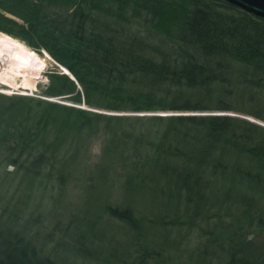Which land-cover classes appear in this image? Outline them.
<instances>
[{
  "label": "trees",
  "instance_id": "obj_1",
  "mask_svg": "<svg viewBox=\"0 0 264 264\" xmlns=\"http://www.w3.org/2000/svg\"><path fill=\"white\" fill-rule=\"evenodd\" d=\"M0 32L57 66L44 98L0 93V264H60L26 227L40 188L115 177L128 196L101 211L131 238L96 264H264V125L240 116L264 122V17L232 0H0ZM98 132L94 171L79 163Z\"/></svg>",
  "mask_w": 264,
  "mask_h": 264
},
{
  "label": "rangeland",
  "instance_id": "obj_2",
  "mask_svg": "<svg viewBox=\"0 0 264 264\" xmlns=\"http://www.w3.org/2000/svg\"><path fill=\"white\" fill-rule=\"evenodd\" d=\"M0 39L3 43L8 42L12 45L20 43L27 49L33 51L36 54V57L34 56L33 60L39 67L38 72L35 70L33 73L30 72L19 75L15 67L17 66L16 61L9 58L2 61L0 51V93L8 95L24 94L44 98L45 96L42 95V91L48 82L47 71L57 69L56 64L45 52H37L17 38L12 36L7 38L5 35L0 34ZM1 44L2 43H0V50L4 52V45ZM7 53L10 54L8 50ZM31 57H33V55H31ZM51 99L71 104L64 98L52 97ZM100 112L118 114L117 112L105 110H100ZM157 114H167V112H159ZM230 114H234V112ZM240 116H244L249 120L264 125V122L254 117L243 114ZM101 135L100 132L91 135L81 152L79 164L86 166L87 169L95 171L100 164L104 163ZM7 169L12 170V166H8ZM112 170L111 174L114 177L117 173L121 174L122 168L117 166L116 170L114 168ZM111 181L110 178L105 184L104 180L101 178L95 179L92 182L80 181L78 184L77 181H75L69 184L63 196L53 190L51 184L45 188H40L38 192H36L35 195L37 200L39 203H42L40 211L42 214H45L42 217H38V224L33 225L30 222L32 220L30 218L32 213H30L27 216L26 227H31L30 233L32 231L31 229L36 230L32 235L35 234V240L39 243V246L43 247L46 252L52 250L54 258L58 260L60 264L64 262L67 264H96L98 262L94 261H101L104 253H107L108 249L110 252L114 249V251L121 254L129 247V245L127 246V242L129 241L128 239L131 238V233L124 230H118V227L121 226V224L116 219H111L101 211L105 202L115 204L119 201L125 202L126 196H128L123 188L124 180L121 181L115 177L112 184ZM135 183L132 182V185ZM111 186L113 188V195L112 192L109 194ZM137 193L138 192H134L133 195H136L137 197ZM144 197L146 199V196ZM145 199L134 198V200H131L137 207L142 209V207L145 208L147 206L148 200ZM72 208L77 214L75 217L76 225L70 227V224L65 225L62 223L67 222L66 220H68L69 216L68 213ZM98 216L100 219L95 224ZM55 219H61L59 220L61 222H57L59 224L52 223ZM61 237L66 239L61 240ZM51 238L53 240L56 239L53 241ZM257 241L261 244L260 238H257ZM77 242L83 244L85 248L79 250V244ZM187 248L190 249V246Z\"/></svg>",
  "mask_w": 264,
  "mask_h": 264
},
{
  "label": "bare ground",
  "instance_id": "obj_3",
  "mask_svg": "<svg viewBox=\"0 0 264 264\" xmlns=\"http://www.w3.org/2000/svg\"><path fill=\"white\" fill-rule=\"evenodd\" d=\"M2 35H5L7 38H9L10 36L1 33ZM0 43H2L1 45H4V52L2 50L1 51V59L6 60V59H13L16 61L17 66L16 67V71L19 75H23L26 73H30V72H34L35 70L38 72L39 67L36 64V62H34V56L36 57V54L27 49L25 46L21 45L20 43H15L14 45L8 43V42H4L0 39ZM7 50L10 52V54L7 53ZM31 55H33V57H31ZM31 58H30V57Z\"/></svg>",
  "mask_w": 264,
  "mask_h": 264
},
{
  "label": "water",
  "instance_id": "obj_4",
  "mask_svg": "<svg viewBox=\"0 0 264 264\" xmlns=\"http://www.w3.org/2000/svg\"><path fill=\"white\" fill-rule=\"evenodd\" d=\"M249 11L264 17V0H232ZM68 73L67 71H65Z\"/></svg>",
  "mask_w": 264,
  "mask_h": 264
}]
</instances>
